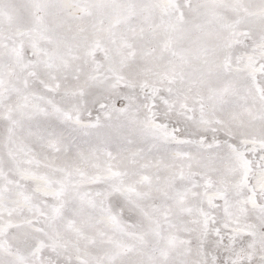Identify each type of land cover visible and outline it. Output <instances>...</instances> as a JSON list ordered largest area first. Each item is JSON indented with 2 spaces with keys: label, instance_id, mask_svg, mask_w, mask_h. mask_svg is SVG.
I'll use <instances>...</instances> for the list:
<instances>
[{
  "label": "snow or ice",
  "instance_id": "6c2138e0",
  "mask_svg": "<svg viewBox=\"0 0 264 264\" xmlns=\"http://www.w3.org/2000/svg\"><path fill=\"white\" fill-rule=\"evenodd\" d=\"M0 264H264V0H0Z\"/></svg>",
  "mask_w": 264,
  "mask_h": 264
}]
</instances>
